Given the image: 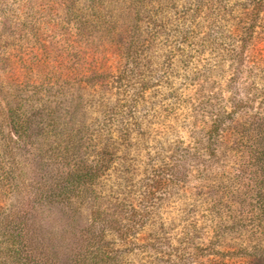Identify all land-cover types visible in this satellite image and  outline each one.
<instances>
[{"label":"rangeland","instance_id":"rangeland-1","mask_svg":"<svg viewBox=\"0 0 264 264\" xmlns=\"http://www.w3.org/2000/svg\"><path fill=\"white\" fill-rule=\"evenodd\" d=\"M263 120L264 0H0V177L102 163L121 264H264ZM76 204L41 215L55 247L91 221Z\"/></svg>","mask_w":264,"mask_h":264},{"label":"trees","instance_id":"trees-1","mask_svg":"<svg viewBox=\"0 0 264 264\" xmlns=\"http://www.w3.org/2000/svg\"><path fill=\"white\" fill-rule=\"evenodd\" d=\"M6 117L8 137L5 142H9L10 147H19L32 124L31 116L15 107L8 110ZM220 124L213 129L220 128ZM259 128L264 132V120ZM5 167L1 162L0 170ZM102 169V163L93 165L81 161L60 169L55 177L38 187L21 175L13 178L2 175L0 188L6 194L11 192L13 199L0 211V264H121L108 242L109 233L119 234L120 229L115 226L121 224V219L105 213L96 192ZM76 203L93 204L91 221L67 245L55 247L42 231L41 215L45 211H73Z\"/></svg>","mask_w":264,"mask_h":264}]
</instances>
